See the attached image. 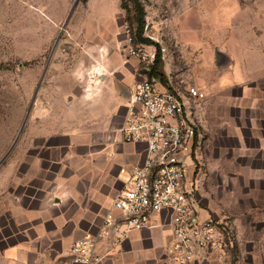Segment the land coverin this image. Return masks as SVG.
<instances>
[{
	"label": "rangeland",
	"instance_id": "rangeland-1",
	"mask_svg": "<svg viewBox=\"0 0 264 264\" xmlns=\"http://www.w3.org/2000/svg\"><path fill=\"white\" fill-rule=\"evenodd\" d=\"M90 1L78 0L63 28L75 0H0V176L5 167L32 162L21 151L33 145L41 119L46 128L55 121L73 126L64 107L55 105L54 91L43 90V105L36 108L34 98L41 86L57 84L51 62L70 23L81 21L83 8L99 0ZM141 1L144 35L165 47L170 87L205 92L193 110L201 137L191 171L196 207L227 228L229 248L240 245V264H264V0ZM106 2L118 8L120 30L127 23L135 32L132 6ZM170 8L210 13L211 23L199 24L192 14L186 21L192 27L173 30L159 24ZM207 23L211 28L203 27Z\"/></svg>",
	"mask_w": 264,
	"mask_h": 264
},
{
	"label": "crops",
	"instance_id": "crops-1",
	"mask_svg": "<svg viewBox=\"0 0 264 264\" xmlns=\"http://www.w3.org/2000/svg\"><path fill=\"white\" fill-rule=\"evenodd\" d=\"M83 10L86 16L70 23L51 62L57 84L41 86L34 98L36 108L43 105V90L54 91L57 104H50L62 105L73 126L55 121L50 129L41 119L33 145L21 151L32 162L5 167L0 176V264H73L71 246L85 234L97 237L101 264H177L165 249L172 237L169 211L155 217L152 227L130 229L123 237L116 230L99 235L127 177L121 168L146 156L144 143L123 141L118 129L132 91L148 77L120 38L118 8L99 0ZM192 14L199 24L211 23L210 13L170 8L159 24L185 29ZM208 23L203 27L211 28ZM188 264H234L232 250Z\"/></svg>",
	"mask_w": 264,
	"mask_h": 264
},
{
	"label": "built area",
	"instance_id": "built-area-1",
	"mask_svg": "<svg viewBox=\"0 0 264 264\" xmlns=\"http://www.w3.org/2000/svg\"><path fill=\"white\" fill-rule=\"evenodd\" d=\"M120 33L129 55L147 65L155 59L156 47L135 45L129 24L124 23ZM204 97L199 87H189L182 93L154 79L137 83L118 130L123 141L144 143L146 156L141 164L121 168L127 177L114 197L100 236H109L116 230L123 237L130 229L152 227L155 217L169 211L172 237L165 249L172 262L188 264L229 248L227 228L212 217H203L193 196L191 171L201 144L193 110ZM97 243L92 234L75 241L70 249L72 263L101 264L103 257Z\"/></svg>",
	"mask_w": 264,
	"mask_h": 264
},
{
	"label": "trees",
	"instance_id": "trees-1",
	"mask_svg": "<svg viewBox=\"0 0 264 264\" xmlns=\"http://www.w3.org/2000/svg\"><path fill=\"white\" fill-rule=\"evenodd\" d=\"M132 6L134 12V22L136 23L135 32L133 31L134 40L137 44H148L154 45L157 49L155 59L148 65H143V72L147 75L149 79H154L161 83L165 88L171 89L169 85V79L164 71V59L162 54V48L160 44L150 37L144 35L145 26V7L141 0H122L121 6L123 8H128ZM233 262L236 264L238 260V247L237 245L231 246Z\"/></svg>",
	"mask_w": 264,
	"mask_h": 264
},
{
	"label": "water",
	"instance_id": "water-1",
	"mask_svg": "<svg viewBox=\"0 0 264 264\" xmlns=\"http://www.w3.org/2000/svg\"><path fill=\"white\" fill-rule=\"evenodd\" d=\"M77 3H78V0H75L74 4H73V6L71 7V10H70V12H69V14H68V16H67V18H66V20H65V23H64V25H63V28L66 26V24H67V22H68V20H69V18H70V16H71V14H72L74 8L77 6ZM29 113H30V110H29L28 113H27V116H26V118H25V121H24V123H23V126H24V124H25V122H26V120H27V118H28V116H29ZM23 126H22V129H23ZM22 129L20 130L19 135H20ZM19 135H18V137H19ZM18 137H17V139L15 140V142L18 140ZM12 148H13V147H11V148L9 149L8 153L12 150ZM8 153L6 154V156L8 155Z\"/></svg>",
	"mask_w": 264,
	"mask_h": 264
}]
</instances>
